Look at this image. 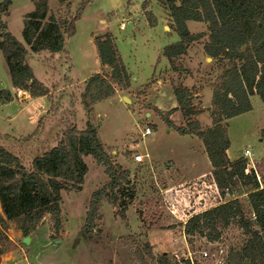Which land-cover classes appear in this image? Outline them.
Segmentation results:
<instances>
[{"label":"rangeland","instance_id":"374dc122","mask_svg":"<svg viewBox=\"0 0 264 264\" xmlns=\"http://www.w3.org/2000/svg\"><path fill=\"white\" fill-rule=\"evenodd\" d=\"M146 1L147 9L144 8ZM81 2L72 0L67 6L59 0H49V7L51 13L64 17L74 14ZM33 9L32 0H11L9 14L3 15L8 29L23 43L24 18ZM146 11H150L148 15L153 14L155 24H150ZM111 14L116 15L110 18ZM129 14L135 26L128 23L122 29L120 20ZM168 20L169 14L159 0H91L76 22L75 34L67 37L62 51L30 53L28 62L35 77L49 86L51 93L34 100L16 97L0 105V145L17 154L28 167L34 157L54 147L72 125L83 129L92 123L113 158L130 169V191L134 195L120 201L129 202L126 218L118 213L120 205L114 207L104 199L96 227L91 233L81 232L91 194L108 180L104 166L93 156H85L89 170L83 189L62 192L61 228L57 230L50 215H46L29 235L30 241L25 242L17 223L8 221L5 263L158 264V258L166 254L172 264H180L174 253L181 256L189 249L196 252L202 247L223 248L229 253L246 243L248 236L237 224L227 227L216 241H209L199 233L184 232L183 221L190 212L207 209L221 199L210 185L209 174L201 179L205 184L201 181L194 189L191 188L193 181L180 173L182 170L192 175L211 169L203 140L196 135H181L168 127L155 107L164 112L172 110L174 123L184 124L186 117L178 108L174 87L193 84L195 92H200L193 99L200 110L196 117L207 128L212 124V82L226 65L206 59V35L192 43L188 53L176 59L172 66L163 49L180 36L174 28L171 32L165 29V21L170 26ZM188 26L195 33L208 32L204 22L190 21ZM106 35L112 36L117 44L131 74V86L87 107L82 98L85 80L105 68L100 62L95 38ZM1 89H12V82L0 50ZM252 105L251 111L228 121L231 140L228 155L234 160L250 148L258 155L257 163H261L264 160V139L260 132L264 125V100L257 94ZM40 120L41 128L36 135L24 140L35 131ZM148 126L152 133L143 136ZM138 153L148 157L137 162ZM169 158H174L178 167L181 163L185 167L177 170ZM259 172L264 174L260 169ZM235 196L247 211L244 188H233L226 200ZM150 231L155 233L151 239Z\"/></svg>","mask_w":264,"mask_h":264},{"label":"trees","instance_id":"16d2710c","mask_svg":"<svg viewBox=\"0 0 264 264\" xmlns=\"http://www.w3.org/2000/svg\"><path fill=\"white\" fill-rule=\"evenodd\" d=\"M59 1L61 5L68 6L72 0ZM90 1L83 0L74 14L62 17L51 13L49 0H32L34 9L24 18L23 43L8 29L3 19V15L9 14L11 0H0V50L7 62L13 87L27 91L32 98L50 95L49 86L35 77L28 62L29 55L31 52L62 51L67 37L75 34L76 22ZM159 2L169 14L171 27L180 36L178 41L163 49L172 66L176 59L188 53L192 43L201 41L206 35V56L211 57L215 64L226 66L212 82V124L207 128L202 127L196 117L200 110L193 104L195 86L179 84L174 87L178 108L186 117L184 124L174 123L172 110L164 112L159 107H155V110L164 117L168 127L179 134L196 135L203 140L212 165L208 177L216 183L223 196L227 188L232 192L233 188L241 187L248 202L247 211L235 196L195 213L184 224V232L188 235L199 233L209 241H216L227 227L237 224L248 238L241 248L229 251L228 263L264 264V174L260 173L262 181H259L254 170L246 173V158L239 156L232 160L228 155L231 145L229 119L253 109L252 95L258 94L264 100V0ZM147 7L146 1L144 8ZM147 17L150 24H155L153 14L149 13ZM188 21L206 23L208 32H192ZM95 43L100 62L105 68L85 80L82 98L87 107L131 86V74L114 38L110 35L96 37ZM14 98L11 89L0 90V105ZM41 121L24 140L36 135ZM260 132L264 138V127ZM88 155L104 166L108 180L91 194L86 222L81 229L87 234L92 232L101 218L100 207L104 199L114 207L120 205L118 213L126 218L129 202L120 201L134 195L130 191V169L113 158L102 143L96 127L92 123L83 129L72 125L54 147L34 157L28 167L17 154L0 145V204L3 211L0 214V255L5 252L9 239L5 233L8 221H15L24 236H29L46 215H50L57 230L61 228L62 192L83 189L89 170L85 161ZM257 166L263 172L264 160ZM158 264L172 262L166 254H162Z\"/></svg>","mask_w":264,"mask_h":264},{"label":"built area","instance_id":"2783aa9c","mask_svg":"<svg viewBox=\"0 0 264 264\" xmlns=\"http://www.w3.org/2000/svg\"><path fill=\"white\" fill-rule=\"evenodd\" d=\"M152 133L151 128L148 126L145 128V131L143 132V136L149 135ZM257 156L256 153L254 151H252V149L250 148H246L243 152V157L246 158L247 160V167L245 169L246 173H251L252 170L255 171L259 181H262L261 179V174L258 170L257 167ZM148 154H141L138 153L135 155V160L137 162H143L144 158H147ZM203 182L202 184H205L204 180L199 179V181L195 180L193 181L191 188H197V185L200 184L199 182ZM211 186H214L216 193L218 195V197L221 199L220 202H224L226 201V197L228 195H230V191L227 188L226 189V195H222L219 187L216 185L215 182H210ZM193 197H195L193 195ZM205 210V209H204ZM203 210L200 211H196V212H190L188 214V217L183 221L184 223L187 222V220L195 213L201 212ZM253 220L256 219L255 214H253ZM207 239V238H206ZM174 257H176V259L178 260V262L180 264H185L187 261L190 262V264H230L227 261V257H228V252H226L223 248H220L219 250H212L211 247H202L200 250L195 251H191L190 249L188 250L187 254L184 255H179L177 253H174Z\"/></svg>","mask_w":264,"mask_h":264},{"label":"crops","instance_id":"0c3cea01","mask_svg":"<svg viewBox=\"0 0 264 264\" xmlns=\"http://www.w3.org/2000/svg\"><path fill=\"white\" fill-rule=\"evenodd\" d=\"M116 14H111V17L110 18H113L114 16H115ZM131 18H132V16L129 14V15H127V17H123L121 20H120V26H121V28L122 29H124V28H126V26H127V24L128 23H130V25L131 26H135V24L131 21ZM170 19V18H169ZM166 23L164 24V26H165V29L168 31V32H171V31H173L172 29L173 28H171V20H168V22H170V26H169V24H167V21H165ZM188 22H190V21H188ZM169 28V29H168ZM190 49V48H189ZM189 51V50H188ZM206 59L207 60H209V57L208 56H206ZM212 60V62H213V59H211ZM214 63V62H213ZM158 82L160 83L161 82V80H158ZM185 85L187 86V84L185 83ZM189 85V84H188ZM189 87H193V84H190V86ZM12 91H13V93L15 94V98L16 97H21V96H23V97H25L26 99H32V100H34V99H37V98H42V97H45V96H42V97H37V98H32L31 96H30V94L27 92V91H23V90H20V89H17V88H15V87H13V85H12V89H11ZM195 91V90H194ZM195 95H200V92H195ZM257 96V94H254V95H252L251 96V100L253 101V99L255 98ZM16 99H18V98H16ZM212 100V99H211ZM209 107H211V106H209ZM236 117V116H235ZM200 118V117H199ZM208 125H210V124H208ZM264 127V125L262 126V128ZM264 139V138H263ZM262 139V140H263ZM167 160H170L171 161V163L176 167V169L178 170V169H180L181 170V167H183L184 166V164L183 163H181V164H179V167H178V164H177V162L175 161V159L174 158H169V159H167ZM190 165H191V163H189L188 164V166L190 167ZM193 165V164H192ZM185 167V166H184ZM182 171V170H181ZM180 171V173L182 174V176H183V178H186V179H190V180H192V181H195V180H199V179H202L203 177H205V176H207L208 174H210L211 173V171H212V166H211V169H209V167L206 169V170H204V171H201V172H198V173H196V174H192V175H187V173L185 174L184 172H181ZM2 214V213H1ZM153 235H155V233L154 232H149V238L151 239V237L153 236ZM4 259H5V256L3 255V254H1L0 255V264H7V262L5 263L4 262Z\"/></svg>","mask_w":264,"mask_h":264},{"label":"water","instance_id":"95a60500","mask_svg":"<svg viewBox=\"0 0 264 264\" xmlns=\"http://www.w3.org/2000/svg\"><path fill=\"white\" fill-rule=\"evenodd\" d=\"M209 59L211 60L212 58L209 57ZM124 99H127V100L130 101V99H129L127 96H124ZM24 241H25V242H29V241H30V236H25V237H24Z\"/></svg>","mask_w":264,"mask_h":264}]
</instances>
